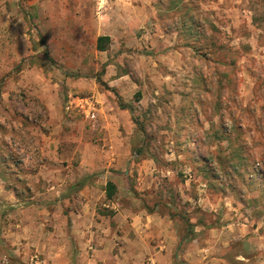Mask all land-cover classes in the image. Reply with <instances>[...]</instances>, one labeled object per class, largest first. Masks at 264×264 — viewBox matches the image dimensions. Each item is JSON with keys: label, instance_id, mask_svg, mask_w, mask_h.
I'll return each instance as SVG.
<instances>
[{"label": "rangeland", "instance_id": "rangeland-1", "mask_svg": "<svg viewBox=\"0 0 264 264\" xmlns=\"http://www.w3.org/2000/svg\"><path fill=\"white\" fill-rule=\"evenodd\" d=\"M43 1L0 0V185L18 197L14 207L0 202V225L22 216L20 208L34 209L25 214V235L46 244L26 249V262L10 258L13 264L91 254L60 233L71 224L72 200L31 198L68 179L66 166L49 169L61 163L51 157L87 165L92 152L68 149L74 135L80 141L82 131H98L92 113L132 119L135 129L127 162L108 168L125 184L99 212L128 206L172 217L180 240L174 264H264V0H138V33L106 42L117 66L112 79L127 75L112 89L99 82L105 65L94 70L93 19L118 33L132 9L119 15L115 0L101 9L96 1L95 10H81L82 24L76 8L60 23L59 9ZM95 83L112 90L111 103L90 97ZM77 98L89 99L87 111ZM105 171L88 174L90 183ZM42 173L49 182L39 181Z\"/></svg>", "mask_w": 264, "mask_h": 264}, {"label": "crops", "instance_id": "crops-1", "mask_svg": "<svg viewBox=\"0 0 264 264\" xmlns=\"http://www.w3.org/2000/svg\"><path fill=\"white\" fill-rule=\"evenodd\" d=\"M36 1L39 0H34V3ZM96 1L97 9H99V0H44V5L42 6L47 7L53 5L55 8H58V20H56V22L60 23H67L68 20L66 15L68 9L76 8L78 12L75 17H78V23L82 24L83 19L81 15L83 14L80 13L81 10L90 7H93L94 9ZM114 4L115 8L119 9V15H122V12L125 13L126 10L132 9L130 12L134 13V17H132V19L122 17L125 21L118 30V33L110 27L107 22L100 21V19H93L97 27L93 43V51L97 56L94 70L98 71L99 66L105 65L107 74L106 76L104 75L105 79H103V81L107 84L108 89L116 88V85L119 82H122V79L127 78V75L124 74L118 79H112L111 74L117 73L116 64L109 60L112 56V51L111 49L109 50L107 46L105 50H99L98 39L100 37H106L108 38V41H104V45L108 42V46H112L116 42L119 43L120 41H123L130 34L135 35L136 32L138 33V29H136V25L138 24V0H115ZM72 14L76 13L72 12ZM91 86L92 88L88 91L90 92V97L95 98L100 102H104V105H106V103H111L112 90L103 91L100 89V85H97L96 83ZM87 100L89 99L87 98ZM107 108L108 106H105L101 108V111L105 112ZM127 110V108L122 109V111ZM91 118L97 119L94 123L99 126L98 131H95L97 127H95V129L94 127H90L85 131H82L80 141L79 138H77V135H74V137H76L74 139L75 145H70L68 149V152L71 154L73 152L75 154L78 151L82 152V150L87 153L88 151H90V153L92 152L87 165H85L84 162H81L79 166L73 168L70 163L71 158L68 157L64 159L60 156H54V158L51 157V159H55L61 163H58L57 166L48 165L49 169L59 171L57 170L58 168L66 166V168H69L67 171L69 173L67 175L68 179L65 176L62 177L60 183H56V185H51L49 183V187L44 188L43 191L36 192L31 198L35 199L38 197L39 200L42 196V199L46 200V198L52 196V198L66 197L64 198V201H73L72 205H70V211L68 215H66L67 220L70 219L71 224L69 227L67 226V228L62 226L60 228V233L66 235V231L69 232L70 238H72L71 240H74L75 247H86L90 248L92 251L91 254L87 251L88 255L84 257L82 256L75 260L64 261L63 263L174 264V252L178 247L180 240L176 237V231L172 224V217L170 218V216L161 215L157 211L148 212L145 209L135 211L128 206H120V208H115L114 206V212L109 214L99 212L98 209H100L102 205L106 207L110 206V203L106 205L105 201L108 199L106 195L107 183L112 181L117 186V189H120L121 185L125 184H119L117 180L110 177L112 173L109 172L108 168L111 165L114 168H119L127 162L128 158L126 157V154H129L132 151L130 136L134 133L135 129L131 126L132 124L134 125L132 119L130 120L126 117L119 118V115L113 116L110 115V113H105L100 117L96 114ZM91 118L89 119L91 120ZM73 122L75 123V121ZM73 122L71 121V123ZM127 127H130V130L126 131L125 129ZM76 128L77 126H75V128L72 127L74 130H76ZM60 132L61 131L56 129L55 134H60ZM64 134L70 135L67 133ZM96 135L98 136L97 140H92V137H95ZM90 137L91 139H88ZM77 141L80 142L79 145L76 143ZM100 141L102 142L103 148L100 147ZM55 143L56 140L54 138V140L50 142L49 147L53 148V144ZM85 146L86 149L84 148ZM43 149L45 150V147ZM47 152L53 153L51 149L47 150ZM45 169L48 168L45 167ZM105 169H107V171H105L104 175L102 174L91 183L89 180L84 186H78V182L82 180V176L84 178V176H87L88 174L99 170L104 171ZM75 174H78V177H75ZM54 175L55 173H53L52 177L57 179L58 177ZM48 176H50V174ZM41 180L42 183L50 181V179L46 177V174L43 173L41 174L39 181ZM17 198L18 197L14 192L8 190V188H2L0 185V202L14 207V202ZM108 201L111 202L112 199H108ZM27 208H20L22 209L21 211L23 215L16 217V221H13L12 224L0 225V264H13V260H10V258H17L22 262H26L29 258L28 253L26 252L25 254H22L26 249H30L32 246L40 249L46 248V244L38 243L33 239H29L30 236L25 235V230L30 226L26 221L25 214L28 212H35L34 209L32 211L29 207ZM45 212V210H42L40 211V214H45ZM11 215L12 214H8V217ZM38 218L40 219V217ZM129 233H132L134 238H127ZM131 246L137 248L134 254H129L128 252L125 253L124 250ZM62 260L63 257L56 254L54 264H57L58 262L61 263Z\"/></svg>", "mask_w": 264, "mask_h": 264}, {"label": "trees", "instance_id": "trees-1", "mask_svg": "<svg viewBox=\"0 0 264 264\" xmlns=\"http://www.w3.org/2000/svg\"><path fill=\"white\" fill-rule=\"evenodd\" d=\"M106 40L108 41V38H106V37H103V38L100 37L98 39V49L99 50H105L106 49V45H104V41H106ZM47 56L52 62H54L53 59L49 56V54H47ZM99 82H100V85H102L103 87L108 89V86H107V84L104 81H99ZM120 107L122 109H126L127 108V107H125V106H123L121 104H120ZM130 110L133 111L132 109H130ZM90 178L91 177H89V176L84 177L81 181L78 182V186L79 187L84 186L89 181ZM116 193H117V186L112 181H109L107 183V187H106L107 198L108 199H113V197L115 196ZM151 212H153V210H151Z\"/></svg>", "mask_w": 264, "mask_h": 264}, {"label": "built area", "instance_id": "built-area-1", "mask_svg": "<svg viewBox=\"0 0 264 264\" xmlns=\"http://www.w3.org/2000/svg\"><path fill=\"white\" fill-rule=\"evenodd\" d=\"M107 1H108V0H99V1H98L99 9L103 8L104 5H105V3H106ZM77 100H78V107H79L80 109H83L84 111H85V110L87 111V108H85V107L89 106V103H90V102H89L86 98H77ZM93 110H95V108H93ZM94 115H95V114L92 113V114H91V117H93ZM88 116H90V114H88Z\"/></svg>", "mask_w": 264, "mask_h": 264}]
</instances>
